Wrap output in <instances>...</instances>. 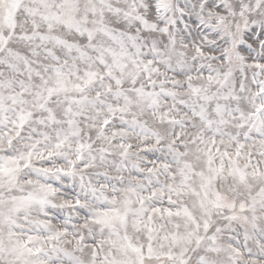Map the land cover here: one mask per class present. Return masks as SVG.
<instances>
[{
  "label": "snow or ice",
  "instance_id": "snow-or-ice-1",
  "mask_svg": "<svg viewBox=\"0 0 264 264\" xmlns=\"http://www.w3.org/2000/svg\"><path fill=\"white\" fill-rule=\"evenodd\" d=\"M0 264H264V0H0Z\"/></svg>",
  "mask_w": 264,
  "mask_h": 264
}]
</instances>
